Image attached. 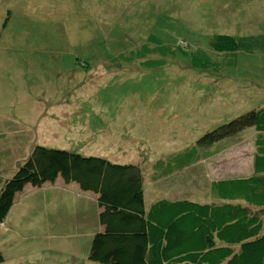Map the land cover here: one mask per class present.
Masks as SVG:
<instances>
[{
	"label": "rangeland",
	"instance_id": "1",
	"mask_svg": "<svg viewBox=\"0 0 264 264\" xmlns=\"http://www.w3.org/2000/svg\"><path fill=\"white\" fill-rule=\"evenodd\" d=\"M221 34L237 50L214 51ZM259 107L264 0H0L3 179L43 146L139 165L147 207L160 198L217 201L212 181L252 174L254 131L168 177L160 163ZM152 171L163 178L151 181ZM29 186L5 222L16 229L0 225V264H99L85 255L96 202L68 192L45 232L30 226L38 207L23 201Z\"/></svg>",
	"mask_w": 264,
	"mask_h": 264
},
{
	"label": "trees",
	"instance_id": "2",
	"mask_svg": "<svg viewBox=\"0 0 264 264\" xmlns=\"http://www.w3.org/2000/svg\"><path fill=\"white\" fill-rule=\"evenodd\" d=\"M212 47L216 52H232L237 50V42L233 36L221 34L213 39ZM247 130L256 134L252 174L212 181L211 193L217 201L209 203L160 198L147 207L145 179L139 165L35 146L11 177L3 179L0 175V225L5 227L15 196L27 185L39 188L61 178L97 197L101 231L92 240L90 261L264 264V107L207 132L196 145L160 165H165L162 172L168 177L175 170L182 171L209 158L215 147ZM6 153L0 151V156ZM3 160L0 158V162ZM151 173V181L163 178ZM4 261L0 249V263Z\"/></svg>",
	"mask_w": 264,
	"mask_h": 264
},
{
	"label": "crops",
	"instance_id": "3",
	"mask_svg": "<svg viewBox=\"0 0 264 264\" xmlns=\"http://www.w3.org/2000/svg\"><path fill=\"white\" fill-rule=\"evenodd\" d=\"M23 191L19 194H24ZM68 192L77 194L80 197H82V196L86 197L87 196L90 198L91 201H95L97 204V197L95 194L90 193V192H83L79 189L77 184H75V183L67 184L61 178H58L54 182L45 183L43 186H41L39 188L29 186L28 191L23 196V201H30L31 200L33 206L38 207L37 209H32L36 214H35L34 219H32V222L30 221V226H31V223H34L37 226H39L41 224V226H43V228H45L44 229L45 232H46V229L55 228L56 225L53 226L52 228H49L50 222L53 218V211L55 213V207L62 206L66 203V201L69 199L68 197H65ZM19 194H17V195H19ZM17 195L15 196V200L19 197ZM63 195H64V197H62ZM71 198H75V196H72ZM76 199L79 200V197H77ZM15 204H14V206H15ZM30 207H31V205H29L28 208L21 207V209L19 211L20 215H16L18 220H20V219H22V218H24L30 214L29 213ZM51 208H53V211ZM12 209H11L9 215L7 216V218L5 219L4 222H10V218L12 215L11 214ZM38 211L41 215H43L42 221H38V218H39L38 217ZM99 212H100V208H99V205L97 204L98 224L93 231V235L96 234L97 232L101 231V226L99 224ZM78 221H84V219H82V217L80 216L78 218ZM96 222H97V218L93 217L92 223H96ZM4 225H5V223H4ZM15 229L16 228L14 226L11 228H8L5 225V232H10L11 230H15ZM90 246L88 249L85 250V255H89ZM77 247H79V246H77ZM72 252L75 253V250H72Z\"/></svg>",
	"mask_w": 264,
	"mask_h": 264
}]
</instances>
